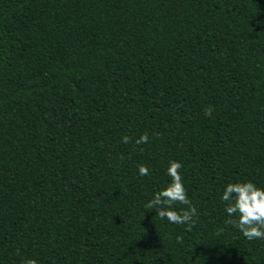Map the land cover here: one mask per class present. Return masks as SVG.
<instances>
[{
	"label": "trees",
	"instance_id": "1",
	"mask_svg": "<svg viewBox=\"0 0 264 264\" xmlns=\"http://www.w3.org/2000/svg\"><path fill=\"white\" fill-rule=\"evenodd\" d=\"M172 160L191 232L145 208ZM246 181L264 188V0H0V264H264L225 224Z\"/></svg>",
	"mask_w": 264,
	"mask_h": 264
},
{
	"label": "clouds",
	"instance_id": "2",
	"mask_svg": "<svg viewBox=\"0 0 264 264\" xmlns=\"http://www.w3.org/2000/svg\"><path fill=\"white\" fill-rule=\"evenodd\" d=\"M121 142L128 144L131 142V137L125 135ZM147 143H149L147 132L135 140L136 145ZM182 167L183 165L178 161L169 162L166 174L170 177V183L164 189L156 192L153 198L145 204V208L158 209L156 215L161 220L167 219L170 224L186 225L185 230L191 232L198 221L199 213L192 204L184 186L180 171ZM137 168L139 176L150 175L146 165L139 164ZM220 199L225 203L224 210L229 217L225 221L226 225H231L238 230L249 242L264 240V188L257 187L251 181L229 183L224 188ZM176 205H184L187 208L177 211ZM177 242L183 243L182 236L177 237ZM23 264H37V261L27 259Z\"/></svg>",
	"mask_w": 264,
	"mask_h": 264
}]
</instances>
